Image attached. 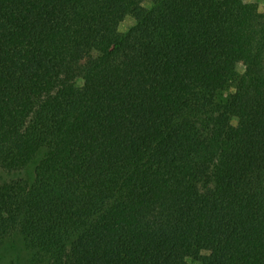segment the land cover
Here are the masks:
<instances>
[{"label": "trees", "instance_id": "obj_1", "mask_svg": "<svg viewBox=\"0 0 264 264\" xmlns=\"http://www.w3.org/2000/svg\"><path fill=\"white\" fill-rule=\"evenodd\" d=\"M204 243L205 264H264V8L0 0V264Z\"/></svg>", "mask_w": 264, "mask_h": 264}, {"label": "rangeland", "instance_id": "obj_2", "mask_svg": "<svg viewBox=\"0 0 264 264\" xmlns=\"http://www.w3.org/2000/svg\"><path fill=\"white\" fill-rule=\"evenodd\" d=\"M256 1L260 8L263 9L264 8V0H254ZM134 22V19L130 16L126 17L122 23L120 24V29L121 30H126L127 28H129V26H131V24ZM32 167L29 170H26L25 172H21L19 174H22L23 176H31L32 174ZM6 176V178H11L13 176H16V174H3V176ZM17 253V251H16ZM209 245L207 243H204L203 248H202V253L200 254L201 256L199 258H201L200 260L198 258H188L187 260L184 261L183 264H205L206 260L208 261L209 258ZM16 256H18V253L16 254ZM19 259V263L18 264H31L30 260L28 259L27 255L21 254ZM206 258L205 261H203V259Z\"/></svg>", "mask_w": 264, "mask_h": 264}]
</instances>
